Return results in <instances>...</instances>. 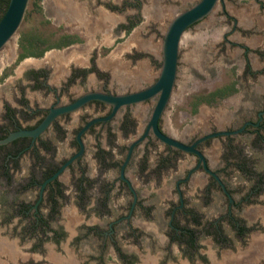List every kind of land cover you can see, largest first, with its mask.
I'll return each instance as SVG.
<instances>
[{
    "label": "flooded vegetation",
    "instance_id": "flooded-vegetation-1",
    "mask_svg": "<svg viewBox=\"0 0 264 264\" xmlns=\"http://www.w3.org/2000/svg\"><path fill=\"white\" fill-rule=\"evenodd\" d=\"M201 1L98 0L97 9L101 6L117 15L116 22L89 30L87 22L81 21L91 41L72 34L76 40L73 44L56 49L67 51L62 59L48 58L39 66L23 65L24 59L15 75L3 80L0 141L19 131L36 129L51 108L70 105L88 93L124 95L151 87L162 69L164 37L171 22ZM256 3L264 11V0ZM93 4L94 0H74L70 5L63 4L61 11L76 19L90 12L94 18L98 10ZM219 7L231 25L220 46L240 48L243 62L242 74L234 81L238 91L223 101L244 90L249 102L247 108L234 114L228 126L213 128L202 136L231 133L197 147L215 176L200 165L199 157L169 147L152 131L135 145L123 170L131 147L147 131L157 95L121 107L109 121L91 126L80 137L83 155L52 179L81 151L78 135L84 127L109 117L113 107L94 101L61 115L35 139L18 137L0 145V228L8 233L7 238L0 236V246L4 243L7 253L14 252L10 240L15 236L10 233L14 227L20 228L21 240L32 249L31 256L27 254L19 264H50L49 256L56 253L68 264H75L67 258L69 253L64 248L69 241L80 250L85 245L94 249L95 255L89 253L87 257L96 264H111L110 260L116 264H147L155 258H159L158 264H180L176 249L190 264H211L226 256L234 260L239 257L240 264L248 260L252 264L264 263V21L253 19L257 29L240 28L237 16L228 11L225 0H219L209 16L186 30L181 44L186 34ZM146 8L152 10L151 19L141 27ZM237 34L248 40L238 42ZM72 54H81V62L75 56L74 60L68 59ZM178 73L179 64L177 79ZM175 88L176 83L174 91ZM169 105L159 123L167 136L171 135L165 129L164 118ZM203 105L207 104L197 110ZM202 137L188 143L177 140L192 145ZM89 149L91 159L87 157ZM212 150L215 167L209 155ZM190 157L195 159L193 166L178 176L176 172ZM195 176L199 177L197 185L192 182ZM66 209L82 217L75 221L73 235L63 222ZM31 225L63 228L66 236L32 235L28 232ZM49 245H54L56 251L51 252ZM131 246L135 249L131 250ZM33 256L42 259L37 261Z\"/></svg>",
    "mask_w": 264,
    "mask_h": 264
},
{
    "label": "rangeland",
    "instance_id": "rangeland-1",
    "mask_svg": "<svg viewBox=\"0 0 264 264\" xmlns=\"http://www.w3.org/2000/svg\"><path fill=\"white\" fill-rule=\"evenodd\" d=\"M73 1L74 0H40L39 5L41 8L39 10V8L35 6L37 0H30L25 21L19 32L0 52V85L7 76L15 75L18 69V59L14 62L13 57L16 55L19 56L20 54L19 42L22 33H29L36 30L45 33L47 37H51V33L54 32L55 36H53L52 42L58 41L59 37L62 35L79 34V36L87 42L91 41L92 38L90 32H83L85 25L82 24L81 21L87 22L85 24L86 28H90L89 30H95L99 24L107 25L110 22L109 24L111 25L117 20V15L106 11L101 6L97 9L96 5L98 0H94L93 4L94 10H98V15L95 14L97 17L94 18H92L93 14H90V12H83L79 14L80 17L76 19V16L73 14H70V16L61 11L63 4L70 5ZM192 1L197 0H188L189 3H192ZM225 6L230 13L237 16L240 22V28L257 29L253 26V19H256V21L259 20L260 22L264 21V11L259 8L256 0H225ZM143 15L145 18L143 19L144 23L141 27H146V24L151 19L149 16L152 15V10L146 8ZM230 29L231 25L227 16L223 14V8L219 7L208 20L186 34L183 39L180 48L179 73L176 88L164 118L165 129L176 139L188 143L195 138L210 133L213 128L217 127L220 129L224 126H228L234 114L240 111L241 108H247L248 106L249 101L246 99L247 97L243 90L241 93L220 102L218 105H203L199 107L200 110L196 112L194 110V104L198 102L199 98L221 87L230 85L242 74L243 62L240 60L242 50L240 48L230 47V45L227 47L220 46L221 42L224 40V34ZM231 39H233V37H231ZM237 39L240 43H245L248 40L241 37L239 34H237ZM160 43H162V41ZM65 53H67L66 50H54L50 53L49 59H62ZM29 63L33 62L29 61L26 64ZM71 136L72 134L69 135V139H72ZM90 151L92 150L89 149L88 151V159H91L92 153ZM209 155L211 163L215 167L214 151H210ZM188 161L189 162L186 161L181 166L180 170L176 172L178 176H182L188 171V169L193 166L195 159L190 157ZM94 174H96V170H93L91 173L92 176H94ZM65 178V176L62 178L63 182H65ZM176 179L177 178L172 182L173 187ZM198 181L199 177L195 176L192 182L197 185ZM260 213L261 211H257V214ZM63 215V222L73 235L77 229L75 225L77 222L75 221L81 220L82 217L69 209L64 210ZM12 229L14 230L10 234L15 237L13 240H10L12 242L10 244L14 252L7 253L9 250L5 248L4 243H2V247L0 246V264H19L26 260L25 257L27 254L31 256L30 249H32V245L23 243L21 240L22 235L19 233L20 228L14 227ZM7 234L5 229L0 228V236H2V238H7ZM256 235L258 236L261 234L256 233ZM206 244L209 245L210 242L206 241ZM48 247L51 252L56 251L54 245H49ZM64 248L69 253L67 258H70L75 264H96V262L90 261L87 257L89 253L95 255V251L91 247L85 245L84 248L80 250L74 247L72 242L69 241V243L64 245ZM17 249L20 250L21 254L16 253V251H18ZM130 249L134 250L135 248L131 246ZM175 254L180 264H190L182 260L177 249L175 250ZM57 255L56 253V256H49L50 264H68L62 256L60 257V255ZM227 258H229L227 264L230 262L232 264H240L239 257H237L238 260L236 257V260H234L232 256H226L219 261L213 260L211 264H226ZM34 259L40 261L42 258L40 256H35ZM248 259L250 258L248 257ZM148 261H150V259ZM158 261L159 258H155V260H151L147 264H158ZM250 262L251 260H248L247 264ZM110 263L116 264L117 262L110 260ZM169 264L179 263L169 262Z\"/></svg>",
    "mask_w": 264,
    "mask_h": 264
},
{
    "label": "water",
    "instance_id": "water-1",
    "mask_svg": "<svg viewBox=\"0 0 264 264\" xmlns=\"http://www.w3.org/2000/svg\"><path fill=\"white\" fill-rule=\"evenodd\" d=\"M218 2L219 0H202L200 3H198L191 9L178 15L171 22L168 31L164 37L162 69L158 80L151 87L141 90L139 92L124 94V95H113V94H106L100 92L88 93L80 97L78 100H76L74 103L70 105L62 106L59 108L58 107L51 108L49 110L48 115L45 117L43 122L36 129L22 130L17 133L11 134L7 139L0 141V145L7 144L18 137H32L35 139L39 135L44 133L49 128V126L56 120L57 117L64 114L73 113L81 109L90 102L99 101L111 105L113 107V111L109 117L105 119H98L91 121L80 132V134L78 135V141L81 144V151L77 155L73 156L70 160H68L66 164L52 178V179H56L66 170V168H68L69 165H71L77 158L83 155L84 146L80 137L91 126H93L95 123L99 121H109L115 116V114L118 112V110L121 107L145 102L150 98L159 95V99L155 106L151 120L148 124L147 131L144 134V136L131 147L130 154L123 167V170L130 159L131 153L135 145L143 141L148 136L149 132L152 131L159 140H161L169 147L176 148L186 153L194 154L197 157H199L200 165L203 164L204 169L209 174L215 176V174L207 167V161L205 155L202 152H200L197 149V147L206 140L231 133L218 132L214 134H209L198 139L194 144L187 145L161 132L159 123L162 115L165 112V109L167 108L168 104L171 101L172 94L174 91V87L177 79V72H178L179 51H180V45L183 35L189 27L209 16L216 8ZM29 4H30V0H10L8 8L0 20V52L5 48V46L10 41H12V39L19 32L21 26L25 21ZM196 170L197 168L193 169L190 172L189 177Z\"/></svg>",
    "mask_w": 264,
    "mask_h": 264
},
{
    "label": "trees",
    "instance_id": "trees-1",
    "mask_svg": "<svg viewBox=\"0 0 264 264\" xmlns=\"http://www.w3.org/2000/svg\"><path fill=\"white\" fill-rule=\"evenodd\" d=\"M39 1L40 0H37L35 6L40 10L41 7L39 5ZM9 2L10 0H0V20L7 10ZM53 36H55L54 32L51 33V37H47L45 33L36 30L29 33H22L19 42L20 54L17 63L19 64L22 60L28 57H44L47 52L55 49L66 48L76 41L73 39L72 35H62L61 37H59L58 41L52 42ZM236 84V82H232L230 85L221 87L214 92H211L206 96H202L201 98H199L198 102L194 104L195 112L197 111L198 106H200L201 104H207L209 106L218 105L231 94L238 91V89L236 88ZM28 232L36 236H40L42 234L45 236L55 234L56 238L61 237V239L66 236L63 228L54 230L48 225H46L45 227L31 225L28 227ZM61 239H59L57 243H59Z\"/></svg>",
    "mask_w": 264,
    "mask_h": 264
},
{
    "label": "crops",
    "instance_id": "crops-1",
    "mask_svg": "<svg viewBox=\"0 0 264 264\" xmlns=\"http://www.w3.org/2000/svg\"><path fill=\"white\" fill-rule=\"evenodd\" d=\"M56 50V49H55ZM54 50H51V51H49V52H47L46 53V55L43 57V58H36V57H28V58H26L24 61H23V65L24 64H26L27 62H29V61H31V62H33L34 64L35 63H37L38 64V66L39 65H42V62H44V61H46V60H48V58H50L49 56H50V53L51 52H53ZM81 54H72L71 56H69V58L68 59H72V60H74V56H75V58H76V60H77V62H81V56H80ZM18 59V55H16V56H14L13 57V60H14V62H16V60ZM12 60V61H13ZM39 62V63H38Z\"/></svg>",
    "mask_w": 264,
    "mask_h": 264
}]
</instances>
